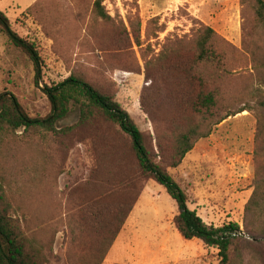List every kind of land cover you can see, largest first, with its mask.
Segmentation results:
<instances>
[{"label": "rangeland", "instance_id": "rangeland-1", "mask_svg": "<svg viewBox=\"0 0 264 264\" xmlns=\"http://www.w3.org/2000/svg\"><path fill=\"white\" fill-rule=\"evenodd\" d=\"M96 1L107 21L94 14ZM0 11L13 31L35 46L42 61V79L36 87L29 59L0 32V93L13 95L31 118L49 112L41 89L74 75L113 94L136 127L153 141V127L140 108L142 93L151 87L145 64L170 48L192 49L201 26L211 28L231 46L226 57L236 76L232 94H243L250 79L255 84L258 72L264 74L258 57L250 54L264 46V29L256 24L253 0H0ZM176 40L180 43L174 44ZM260 89L264 91L261 85ZM78 115L75 108L58 124L57 133L21 130L4 138L0 146V167L25 214L29 235L44 245L46 254L53 240L48 264H95L103 252L77 219V207L96 194L95 185L112 174L116 160L114 153L104 152L100 127L97 133L90 127L66 132ZM255 125L253 112L227 118L199 140L177 168L168 170L186 194L188 208L207 226H239L247 243L237 264H264L258 221L244 211L256 167L264 162L254 151ZM105 135L114 140L112 131L106 129ZM123 157L131 167L130 156ZM134 208L139 214L135 234L140 238L173 229L168 223L177 215L176 205L153 182L144 183ZM120 238L122 246L127 245L122 237L117 243ZM207 256L206 263L218 264L215 252ZM115 264H131L128 253Z\"/></svg>", "mask_w": 264, "mask_h": 264}, {"label": "trees", "instance_id": "trees-1", "mask_svg": "<svg viewBox=\"0 0 264 264\" xmlns=\"http://www.w3.org/2000/svg\"><path fill=\"white\" fill-rule=\"evenodd\" d=\"M93 11L100 20L109 19L100 1L94 3ZM253 12L256 24L264 29V0H253ZM0 32L27 56L32 66L33 83L38 87L42 79L41 58L32 43L13 31L1 11ZM179 43L176 40L174 44ZM262 43L264 45V39ZM230 49L231 46L211 28L201 26L196 31L192 49L170 48L146 62L145 75L151 87L142 93L140 108L153 127L154 142L136 127L113 94L74 75L41 89L49 104V112L44 117H29L13 95L0 93V146L4 138L21 130L57 133L58 124L75 108L78 120L65 128L66 132H80L90 127L97 133L101 131L98 127L102 129L104 152L115 156L114 170L95 185L96 194L87 196L86 203L77 207V219L96 238L99 247H103L95 264L103 263L148 181L162 187L175 203L177 215L171 222L173 230L183 240L201 243L204 262L210 261L207 255L212 251L218 264L241 261V248L247 242L239 226H207L188 208L186 194L168 171L177 168L195 144L207 138L216 126L243 112L254 113V151L264 159V91L260 89V85L264 87V74L258 72L260 76L255 84L250 79L243 94H232L236 76L227 62L226 52ZM250 54L258 57V67L264 69V46L256 47ZM203 70L210 74H203ZM238 102H241L239 107ZM106 129L114 133V140L105 139ZM124 153L130 156L131 167L127 159L121 158ZM12 193L0 167V264H48L47 255L53 253V240L47 245L46 254L44 245L29 235L25 214ZM244 211L257 219L258 233L264 237L263 160L256 167L254 189ZM13 213L18 214L13 217ZM97 253L94 259L98 258Z\"/></svg>", "mask_w": 264, "mask_h": 264}, {"label": "crops", "instance_id": "crops-1", "mask_svg": "<svg viewBox=\"0 0 264 264\" xmlns=\"http://www.w3.org/2000/svg\"><path fill=\"white\" fill-rule=\"evenodd\" d=\"M134 209L102 264H115V261H118L126 252L128 257L130 256L131 264H209L202 258V245L198 240H183L176 232V235L171 234L174 230L169 227L164 234L140 238L135 234L139 214ZM168 224L171 227L170 221ZM119 237H122L127 245L122 246L121 238L117 243ZM140 241H143L144 245L137 246L136 244Z\"/></svg>", "mask_w": 264, "mask_h": 264}]
</instances>
